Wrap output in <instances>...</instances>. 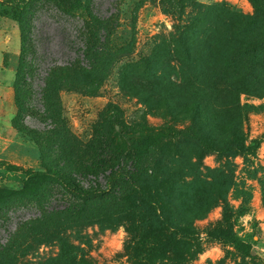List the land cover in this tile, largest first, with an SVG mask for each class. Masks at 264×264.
<instances>
[{
  "label": "rangeland",
  "instance_id": "obj_1",
  "mask_svg": "<svg viewBox=\"0 0 264 264\" xmlns=\"http://www.w3.org/2000/svg\"><path fill=\"white\" fill-rule=\"evenodd\" d=\"M43 1L0 0V22L8 23L0 49L9 37L5 50H21L17 14L28 8L34 9L31 38L36 47V55L29 57L36 73L28 76L34 96L27 102L29 111L16 119L27 133L16 130L13 122L20 51L6 57L14 70L3 66L0 51V187L7 191L0 203V264H137L141 231L150 234L162 227L155 206L133 198L129 207L143 210L142 217L119 210L93 216L77 209L82 201L52 175L30 180L32 173L55 163L80 187H105V175L114 169L99 177L79 171L107 137L120 138L115 150L123 156L115 168L152 174L143 179V189L162 195L167 223L184 218L180 205L199 211L192 225L201 251L192 248L194 256L184 262L165 259L156 264H264V94L244 90L250 85L252 92L264 82V0L259 11L248 0H56L59 7ZM84 5L87 17L106 21L105 26L90 27L101 40L96 48L106 57L104 63H110L95 94L61 90L60 117L54 119L43 104L44 79L52 67L66 68L76 59L87 65L81 51L84 21L67 13H81ZM207 77L232 83L240 93L248 109L247 123L242 117L239 128L247 132L248 144L262 140L255 155L209 151L188 137L167 139L155 150V137L147 128L190 123L171 116L161 103L169 99L179 112H189ZM136 90L147 92L152 104ZM212 119L217 135L227 137L229 118ZM120 122L132 129L130 134H122ZM137 203L144 205L142 210ZM224 207L233 210V231L252 245L251 256L209 235L222 222ZM166 240L171 257L190 248L179 236Z\"/></svg>",
  "mask_w": 264,
  "mask_h": 264
},
{
  "label": "trees",
  "instance_id": "obj_2",
  "mask_svg": "<svg viewBox=\"0 0 264 264\" xmlns=\"http://www.w3.org/2000/svg\"><path fill=\"white\" fill-rule=\"evenodd\" d=\"M248 1L252 3L256 11L261 9V0ZM43 2H52L53 5L59 7V3L56 0H44ZM82 10L81 13H67L74 18L84 21V28L87 31V35L82 31V36H86H83L85 47L81 51L83 52V58L87 61V65H81L80 59H76V61L66 68L52 67L44 79L45 85L42 89L43 104L48 109L49 116L54 119L60 117L59 92L67 87L76 90L79 88L82 91L95 94L104 83L105 78H100V75L104 73L106 68L104 66L110 63H104L106 57H102L103 55L100 53V50L96 48V43L98 44L101 40L96 38L95 29L93 31L90 27L91 24L94 27H98L100 24L105 26V19L87 17L84 13L87 11L86 5L82 7ZM32 14H34V9L32 12L29 8L17 14V20L21 30V50L13 85L15 102L18 109V113L13 122L15 129L22 133L29 132V129L17 123L16 119L22 112L29 111L27 102L33 99L34 93L32 84L28 81V76L33 77L36 73V68L29 61L30 56L36 55V47L31 38ZM87 22L88 25L86 24ZM88 31L92 32L89 33ZM92 45H95V47L92 48ZM4 64H7V59H5ZM102 66L103 71H101ZM69 78L74 80V84L68 81ZM244 90L256 96L263 95L264 82L260 85L259 89H255L252 92L249 91L250 85H247ZM136 93L142 95L148 105L152 104L151 97L147 92L136 90ZM198 94L201 98L192 104L189 112H179L177 104L169 99L161 103V105L168 109L171 116L176 117L180 115L183 117V120H187L190 123L184 125L183 128L169 125L152 129L147 128V132L155 137V150L158 149L161 142L167 139L188 137L198 141L203 148L209 151L224 154L255 155L262 140L256 139L252 141V145L248 144L247 132L239 128L238 124L241 125L240 121H242V117L245 116L243 122L245 121L247 123L248 107L241 104L239 99L240 93L236 90V87L232 83L222 82V80L216 77H207L204 82V87ZM205 110L208 113H205ZM214 116L219 118L224 117L225 119L229 118L226 127L229 134L227 137L223 138L217 135V122L212 119ZM119 124L122 126V134L125 133L128 135L131 133L132 129L129 128L130 131H127L124 122H120ZM119 140V137H115V139L107 137L101 141V144L95 147L89 164H86L79 171V174L84 177H99L101 174L105 175L107 170L114 169L105 175L107 180L105 187L100 185H91L89 188L80 187L76 185L70 175L66 174L65 169H61V166L55 163L54 165L47 164L45 172L32 173L30 180H34L36 176L45 174L52 175L55 181L64 185L68 192H73L82 201L76 208L88 212L93 216H100L102 214L110 215L113 213L112 211L119 210L121 214L135 212L138 217H142L144 211L141 208L144 205L141 204H144V201L151 204V206H155L160 211L162 227L160 231H152L150 234L146 233L147 229L141 231V240L136 255L137 264H156V262L165 259L184 262L187 258L193 257L194 251L192 248H197L198 253L201 251L202 245L200 236L198 232L196 233V229L192 225V219L199 215V211L195 210L196 208L191 207L189 204L180 205V212L184 218L177 217L175 220L172 219L173 222L167 223L168 217L167 213H165L167 206L164 203L162 195L159 192H154L151 187L143 189V179L145 177H152V174L145 173L140 169L127 172L125 168H115L119 158L123 156V153L116 152L115 150ZM40 146L44 153L45 145L40 142ZM6 192L5 189L0 187V203L2 204H4V194ZM133 198H138L139 203H141H137L136 206V208L142 210L141 213L131 210L129 207ZM235 217L232 209L228 210V207H224L222 222L210 228L208 231L209 235L212 238L224 241L236 252L245 256H251L253 250L252 245L238 237L233 231L231 220ZM173 235L179 236L186 242H190L188 243L190 248L185 253L177 254V258L174 256L171 257V249L167 246L168 241L166 239H169ZM145 238L147 239L146 242L144 241Z\"/></svg>",
  "mask_w": 264,
  "mask_h": 264
},
{
  "label": "crops",
  "instance_id": "obj_3",
  "mask_svg": "<svg viewBox=\"0 0 264 264\" xmlns=\"http://www.w3.org/2000/svg\"><path fill=\"white\" fill-rule=\"evenodd\" d=\"M5 26H8V23H6V22H0V38H2V34H1V32H3L4 34H5V36H7V34H8V30H6L4 27ZM11 38H6L5 40H2V43H3V47L0 49V51H1V53L3 54V57H4V62H5V59H6V57H7V55H11V56H16V54H18L17 52H19V51H15V52H10V51H7V50H5L6 48V45L8 44V41L10 40ZM3 66H5L6 68L7 67H9V66H7V64L5 65L4 63H3ZM9 68H12L13 70H14V68L13 67H9ZM14 72H15V74H16V71L14 70ZM15 78H16V76H15ZM15 81V80H14Z\"/></svg>",
  "mask_w": 264,
  "mask_h": 264
}]
</instances>
